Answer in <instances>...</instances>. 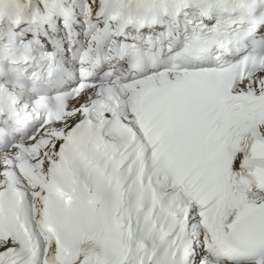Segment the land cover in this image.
<instances>
[{
    "label": "snow or ice",
    "instance_id": "6c2138e0",
    "mask_svg": "<svg viewBox=\"0 0 264 264\" xmlns=\"http://www.w3.org/2000/svg\"><path fill=\"white\" fill-rule=\"evenodd\" d=\"M0 264H264V0H0Z\"/></svg>",
    "mask_w": 264,
    "mask_h": 264
}]
</instances>
